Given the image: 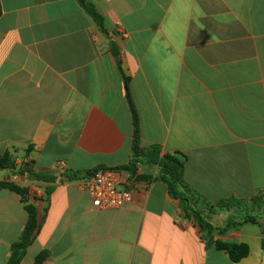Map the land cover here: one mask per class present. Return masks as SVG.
I'll list each match as a JSON object with an SVG mask.
<instances>
[{"label":"crops","instance_id":"obj_1","mask_svg":"<svg viewBox=\"0 0 264 264\" xmlns=\"http://www.w3.org/2000/svg\"><path fill=\"white\" fill-rule=\"evenodd\" d=\"M86 1L102 27L78 0H1L0 157L10 153L16 168L0 170V181L28 189L40 225L21 264L43 251V264H264L259 225L217 237L250 246L232 261L152 180L157 167L116 171L133 200L111 210L93 206L89 177H63L131 161L128 78L142 149L184 154L186 182L205 203L259 196L264 0ZM32 163V173L18 172ZM39 173L55 181H37ZM231 212H216L212 224L224 227L218 221ZM27 220L21 197L0 190V264Z\"/></svg>","mask_w":264,"mask_h":264},{"label":"trees","instance_id":"obj_2","mask_svg":"<svg viewBox=\"0 0 264 264\" xmlns=\"http://www.w3.org/2000/svg\"><path fill=\"white\" fill-rule=\"evenodd\" d=\"M79 4L86 10V12L94 19L99 25L103 26V19L96 11L93 4L88 3L86 0H78ZM2 15V5L0 0V17ZM126 97L129 104V108L133 118L134 127V139H133V155L128 165L114 169L115 171H128L135 174L136 168L139 163L157 167L158 173L152 180L162 181L168 186L169 194L171 197L180 200L181 209L184 217L187 219H194L199 225L201 233L207 242V246H215L220 251H225L229 254L230 258L234 262H240L250 254V246L247 243H230L224 242L217 237H224L231 231L240 230L246 224L259 225L262 228V248L264 249V226L261 224L260 219L263 215H254L255 212H262L264 210V191L257 197L249 200L240 198H229L222 200L215 204L205 203L203 198L194 191L185 179V164L187 157L179 152L174 154H162V150L159 146H152L148 149H142L140 147V124L137 107L135 105L130 87L129 79L125 78ZM16 168L13 156L10 153L4 154L0 157V170L14 169ZM106 169L103 167L97 168L86 174H75L72 172H66L63 177L69 181H77L86 177L92 176L97 170ZM33 170L23 171V168L18 172L21 174L32 173ZM35 179L40 182L53 183L55 178H49L45 176V173L36 174ZM147 178V177H141ZM0 190H8L16 193L21 197L25 210L28 214V220L25 228L21 234L20 239L11 246V255L7 264H21L24 257L27 255L28 250L34 244L37 233L39 231L38 209L36 205L27 199L28 189L24 188L14 182L0 181ZM50 190H47V194L50 195ZM252 203L250 209L245 208L243 214V220H238L236 213L241 209V205L244 203ZM208 205L210 213L216 212H231L232 217L227 224L222 227H216L211 222V216L206 218L202 214L203 206ZM246 211H251L253 215H245ZM241 214V216H242ZM235 217H234V216ZM49 257L47 251L41 252L36 258V264H43Z\"/></svg>","mask_w":264,"mask_h":264},{"label":"built area","instance_id":"obj_3","mask_svg":"<svg viewBox=\"0 0 264 264\" xmlns=\"http://www.w3.org/2000/svg\"><path fill=\"white\" fill-rule=\"evenodd\" d=\"M120 185L118 173L107 168L97 170L83 181V186L92 198L93 206L99 210L123 208L132 203V192L122 190Z\"/></svg>","mask_w":264,"mask_h":264},{"label":"rangeland","instance_id":"obj_4","mask_svg":"<svg viewBox=\"0 0 264 264\" xmlns=\"http://www.w3.org/2000/svg\"><path fill=\"white\" fill-rule=\"evenodd\" d=\"M20 159H24V155H22L21 157H20ZM20 169V168H19ZM40 195H37V197H39ZM27 199L30 201V202H32L31 201V198H29V194L27 195ZM251 206H252V203H244V204H242L241 205V209H239V212L238 213H236L237 215V217H239V219L238 220H243V214H242V212H244V210H245V208H247V209H250L251 208ZM202 214H203V216L204 217H206V218H209V216H211V221H212V218L214 217V215L213 214H208L207 215V213H206V211H204V210H202ZM241 214H242V216H241ZM245 215H253V213L251 212V211H246L245 213H244ZM259 214H261V215H263V218L262 219H260V222H261V224L264 226V210L262 211V212H255L254 213V215H259ZM234 216V215H233ZM231 217H232V213H231V215L229 214V215H224V216H222V217H220V220L218 221V223L219 224H222V225H226L227 224V222L231 219ZM235 217V216H234ZM256 228V230H258V228L257 227H255Z\"/></svg>","mask_w":264,"mask_h":264},{"label":"water","instance_id":"obj_5","mask_svg":"<svg viewBox=\"0 0 264 264\" xmlns=\"http://www.w3.org/2000/svg\"><path fill=\"white\" fill-rule=\"evenodd\" d=\"M33 168V163L30 164L28 167L23 168V171L31 170Z\"/></svg>","mask_w":264,"mask_h":264}]
</instances>
